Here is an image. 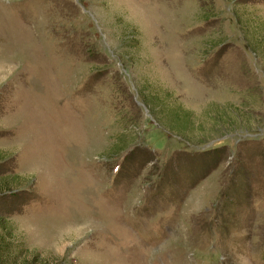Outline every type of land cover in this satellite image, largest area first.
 Returning <instances> with one entry per match:
<instances>
[{"label":"rangeland","instance_id":"rangeland-1","mask_svg":"<svg viewBox=\"0 0 264 264\" xmlns=\"http://www.w3.org/2000/svg\"><path fill=\"white\" fill-rule=\"evenodd\" d=\"M263 46L264 0H0V260L264 264Z\"/></svg>","mask_w":264,"mask_h":264},{"label":"trees","instance_id":"trees-1","mask_svg":"<svg viewBox=\"0 0 264 264\" xmlns=\"http://www.w3.org/2000/svg\"><path fill=\"white\" fill-rule=\"evenodd\" d=\"M264 48V46H263ZM264 51V50H263ZM18 191V190H17ZM12 191L10 190H7L5 192H0V196L1 195H5V193H10ZM16 192V191H15ZM2 243V242H1ZM4 244V243H3ZM5 245V244H4ZM0 249H1V245H0ZM3 251V250H0V252ZM3 260V259H2ZM2 260H0V264H5V262H3ZM34 261H36L33 256L31 255V257H26L22 260L21 264H34Z\"/></svg>","mask_w":264,"mask_h":264}]
</instances>
